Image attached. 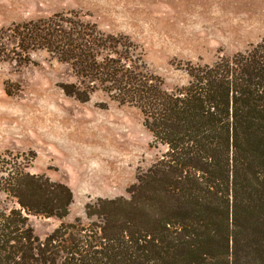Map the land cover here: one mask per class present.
I'll return each instance as SVG.
<instances>
[{
  "label": "trees",
  "instance_id": "trees-1",
  "mask_svg": "<svg viewBox=\"0 0 264 264\" xmlns=\"http://www.w3.org/2000/svg\"><path fill=\"white\" fill-rule=\"evenodd\" d=\"M46 52L68 67L63 93L95 92L137 109L164 151L129 198L87 204L90 223L39 238L30 217L63 219L69 187L29 172L28 154L0 156V264H264V41L213 64H187L166 89L137 46L74 11L0 29V61ZM19 160V161H17Z\"/></svg>",
  "mask_w": 264,
  "mask_h": 264
},
{
  "label": "rangeland",
  "instance_id": "rangeland-1",
  "mask_svg": "<svg viewBox=\"0 0 264 264\" xmlns=\"http://www.w3.org/2000/svg\"><path fill=\"white\" fill-rule=\"evenodd\" d=\"M68 11L127 36L166 89L187 85L189 63L210 65L264 41V0H0V29ZM71 80L68 67L44 51L21 67L0 61V156L28 154L30 173L73 195L63 219L30 217L41 239L77 220L87 227L86 206L99 198L128 199L164 151L152 146L137 109L100 91L79 102L59 87Z\"/></svg>",
  "mask_w": 264,
  "mask_h": 264
}]
</instances>
